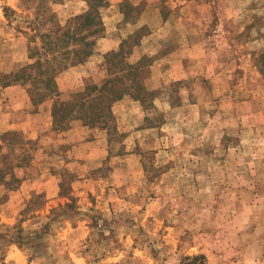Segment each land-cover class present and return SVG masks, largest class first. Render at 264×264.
<instances>
[{
	"label": "rangeland",
	"instance_id": "1",
	"mask_svg": "<svg viewBox=\"0 0 264 264\" xmlns=\"http://www.w3.org/2000/svg\"><path fill=\"white\" fill-rule=\"evenodd\" d=\"M88 2L0 0V264H264V0H106L60 97L101 83L129 39L145 102L116 101L112 130H57L56 97L6 76Z\"/></svg>",
	"mask_w": 264,
	"mask_h": 264
},
{
	"label": "trees",
	"instance_id": "2",
	"mask_svg": "<svg viewBox=\"0 0 264 264\" xmlns=\"http://www.w3.org/2000/svg\"><path fill=\"white\" fill-rule=\"evenodd\" d=\"M88 3L90 8L87 12L73 17L74 25L69 23L67 27H57L55 42L50 40V34H43V51L37 46L32 47L30 58L34 59L33 62L6 76V85L20 83L31 86L28 92L34 103L39 104L47 98L56 97L52 116L57 130L68 129L70 122L77 119L90 127L112 130L115 126L112 106L116 101L126 94H131L135 99L145 102L146 90L143 80L148 66L147 57L143 55L136 62L128 61L126 47L129 45V39L123 40L118 50L104 55L108 74L101 83L93 82L69 99L60 97L56 82L57 73L70 64L86 61L93 54L96 40L104 30L100 9L107 4L106 0H89ZM53 43L56 53L48 54L52 50L48 46ZM8 144H13V140ZM3 170L0 169V177H3ZM18 182L19 179L13 175L4 184L11 189ZM181 264L209 263L205 254H195L185 255Z\"/></svg>",
	"mask_w": 264,
	"mask_h": 264
},
{
	"label": "crops",
	"instance_id": "3",
	"mask_svg": "<svg viewBox=\"0 0 264 264\" xmlns=\"http://www.w3.org/2000/svg\"><path fill=\"white\" fill-rule=\"evenodd\" d=\"M82 127H86V126H82Z\"/></svg>",
	"mask_w": 264,
	"mask_h": 264
}]
</instances>
